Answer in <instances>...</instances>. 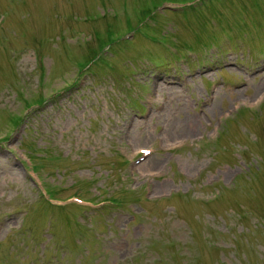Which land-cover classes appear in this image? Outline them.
Masks as SVG:
<instances>
[{"label":"rangeland","instance_id":"rangeland-1","mask_svg":"<svg viewBox=\"0 0 264 264\" xmlns=\"http://www.w3.org/2000/svg\"><path fill=\"white\" fill-rule=\"evenodd\" d=\"M0 225V264H264V0H0Z\"/></svg>","mask_w":264,"mask_h":264}]
</instances>
